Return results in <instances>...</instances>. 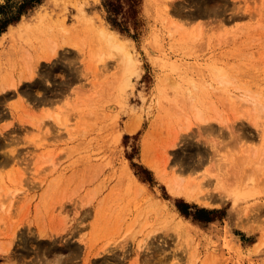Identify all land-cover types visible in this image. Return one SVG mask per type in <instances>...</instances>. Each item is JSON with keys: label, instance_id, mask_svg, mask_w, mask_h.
<instances>
[{"label": "rangeland", "instance_id": "1", "mask_svg": "<svg viewBox=\"0 0 264 264\" xmlns=\"http://www.w3.org/2000/svg\"><path fill=\"white\" fill-rule=\"evenodd\" d=\"M40 1L0 34V264H264V0Z\"/></svg>", "mask_w": 264, "mask_h": 264}, {"label": "trees", "instance_id": "2", "mask_svg": "<svg viewBox=\"0 0 264 264\" xmlns=\"http://www.w3.org/2000/svg\"><path fill=\"white\" fill-rule=\"evenodd\" d=\"M40 0H25L21 5H18L17 9H13L9 0L6 4H0V11L4 13V16L0 18V34L4 33L11 25L18 24L24 15H27L31 9L35 7ZM112 2L108 3V7H112ZM113 23L114 20L110 18Z\"/></svg>", "mask_w": 264, "mask_h": 264}, {"label": "bare ground", "instance_id": "3", "mask_svg": "<svg viewBox=\"0 0 264 264\" xmlns=\"http://www.w3.org/2000/svg\"><path fill=\"white\" fill-rule=\"evenodd\" d=\"M23 23V21H21L17 26H20L21 24ZM12 27H16V26H12ZM135 128H131V130H134ZM159 177L161 178V179H163L162 178V175H161V173L159 172ZM169 186L171 187V188H175V191L176 192H180V189L178 188V187H176V185H174V184H169ZM191 197V194L190 193H188V198H190ZM3 201V202H2ZM4 199H2L1 200V204H3L4 203ZM198 202L201 204V205H204V206H208V207H211V206H213V202H211L209 199L207 200L205 197H201V198H199L198 199ZM59 206H61V205H59ZM61 207H63V206H61ZM65 207V206H64ZM55 208H56V206H55ZM60 208V207H59ZM54 213V212H53ZM241 227H243L244 229H246V230H248V231H253L252 229H250V228H248V227H246L245 226V224H241ZM238 240H240V238L238 237Z\"/></svg>", "mask_w": 264, "mask_h": 264}]
</instances>
